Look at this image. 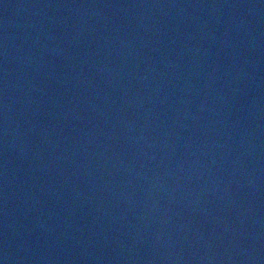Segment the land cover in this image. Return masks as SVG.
Wrapping results in <instances>:
<instances>
[{
	"label": "water",
	"instance_id": "95a60500",
	"mask_svg": "<svg viewBox=\"0 0 264 264\" xmlns=\"http://www.w3.org/2000/svg\"><path fill=\"white\" fill-rule=\"evenodd\" d=\"M0 264H264V0H0Z\"/></svg>",
	"mask_w": 264,
	"mask_h": 264
}]
</instances>
